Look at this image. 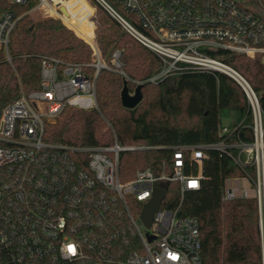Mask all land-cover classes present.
I'll list each match as a JSON object with an SVG mask.
<instances>
[{"label": "built area", "instance_id": "2783aa9c", "mask_svg": "<svg viewBox=\"0 0 264 264\" xmlns=\"http://www.w3.org/2000/svg\"><path fill=\"white\" fill-rule=\"evenodd\" d=\"M95 1L160 59L150 77L133 80L136 86L188 69L222 72L242 86L249 107L236 121L221 123L217 140L172 145L171 166L140 168L123 179L121 152L153 146L123 144L115 132L108 145L46 139L48 121L66 107L99 109L102 69L131 79L123 51L115 49L107 60L94 48L93 61L87 63L42 55L40 88L23 91L0 117V264H206L199 220L180 215L179 209L186 191L201 188L211 151L240 170L225 177L222 200L257 202L264 264V108L248 79L226 60L227 54L264 60V0ZM66 2L5 0L7 8L0 2V49L7 60L12 62L13 32L31 10H44L75 29L68 23L73 13L66 14ZM29 3L34 4L28 10H18ZM170 181L180 183V205L163 207L164 197L147 227L143 209L156 188ZM133 240L140 249L128 253Z\"/></svg>", "mask_w": 264, "mask_h": 264}, {"label": "trees", "instance_id": "16d2710c", "mask_svg": "<svg viewBox=\"0 0 264 264\" xmlns=\"http://www.w3.org/2000/svg\"><path fill=\"white\" fill-rule=\"evenodd\" d=\"M84 1V0H83ZM3 8L9 7L0 0ZM98 3V2H97ZM34 3L18 8L20 12ZM80 5L84 15L72 12ZM115 25L101 24L97 37L102 55L109 60L115 49L123 48L125 69L131 79L145 80L160 66V59L127 33L122 25L98 3ZM70 21L89 31L85 2L68 0L65 4ZM23 16L12 35V63L0 49V117L5 105L22 92L40 88L42 56L45 52L66 60H89L92 50L78 39L58 18L38 21ZM76 29V28H75ZM77 30V29H76ZM78 31V30H77ZM78 33L84 36L80 31ZM124 34L132 38H124ZM85 37V36H84ZM118 47V48H116ZM226 60L240 71L259 94L264 108V60L243 54H227ZM90 73L95 69L89 68ZM124 78L118 72L102 69L97 78V101L100 108L86 110L68 106L57 118L48 121L46 139L69 145H108L114 134L102 114L111 122L123 144L144 143L153 146L146 150L124 151L120 154V174L130 179L137 169L151 167L159 171L161 164L171 166L172 145L212 142L218 139L225 110L240 117L249 107L242 86L222 72L188 69L153 83H143V99L134 108L123 106L121 91ZM197 166L193 172H197ZM204 178L198 190H188L179 209L182 216L197 217L200 224L202 255L206 264H261L259 210L255 199L223 201L222 189L226 176L240 172L233 162L217 151H211L204 162ZM166 196L163 207L177 208L181 202L180 183L163 184ZM126 252L140 249L137 240ZM136 241V242H135Z\"/></svg>", "mask_w": 264, "mask_h": 264}, {"label": "rangeland", "instance_id": "374dc122", "mask_svg": "<svg viewBox=\"0 0 264 264\" xmlns=\"http://www.w3.org/2000/svg\"><path fill=\"white\" fill-rule=\"evenodd\" d=\"M82 2H85V4L88 5V7L90 8L88 15H87V23L89 25V31H85L82 30L78 27L77 23H74L73 21H70L68 19V23H70L72 26L74 25V27L80 31L84 36L80 35L78 33V31L74 28H72L71 26H69L68 24L64 23L60 18V19L67 28H69L71 31H73L74 35L82 40L83 42L87 43L89 45V47L92 50L91 53V58L89 60H81V59H73L74 61H80V62H91L93 61V56H94V48H98L100 50V52L102 53V50L100 48L99 42H98V31L99 29L102 27V23L105 25H114L112 20L109 18V16L103 11V9L98 5V3L95 0H79ZM92 6V8H91ZM80 5H74L73 9L76 10H72V12L76 15H78L79 17L84 15L85 11L80 10ZM28 10V9H27ZM26 11V10H25ZM24 12V11H22ZM25 16H28L30 19H32V21L35 23H37L38 21L44 20L46 18H50V17H54L57 18L55 16H53L52 14H47V12H45L44 10H31L29 11ZM34 25H32L31 27L33 28ZM115 26V25H114ZM126 39H130L132 42H134L136 45H138L132 38H130L129 36H127L126 34H124L123 36ZM118 48V47H116ZM121 49L123 51V48H118ZM41 53V56L44 54H48L45 52H39ZM12 57V56H11ZM12 63V62H11ZM13 65V63H12ZM24 91V89H22V92ZM21 92V93H22ZM99 106V105H98ZM100 111V108L98 109ZM101 116L103 117L104 121L106 122L107 126L110 127L111 131L116 133L115 128L113 127V125L111 124V122L102 114L101 112ZM238 114L234 111H229V110H225L223 112V121L224 122H234L238 119ZM140 226L142 229H144V225L140 222Z\"/></svg>", "mask_w": 264, "mask_h": 264}, {"label": "water", "instance_id": "95a60500", "mask_svg": "<svg viewBox=\"0 0 264 264\" xmlns=\"http://www.w3.org/2000/svg\"><path fill=\"white\" fill-rule=\"evenodd\" d=\"M142 88L143 84H138L135 88V92L132 94L129 90L128 81L124 80V86L121 91V100L123 106L127 108L136 107L143 99ZM165 195V189L159 186L156 188L153 198L145 205L141 214V219L147 227H150L152 225L154 214L160 207ZM152 238L153 236H150V239Z\"/></svg>", "mask_w": 264, "mask_h": 264}]
</instances>
